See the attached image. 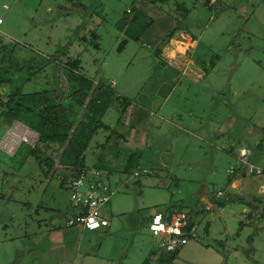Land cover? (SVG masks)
Returning <instances> with one entry per match:
<instances>
[{
	"label": "rangeland",
	"instance_id": "374dc122",
	"mask_svg": "<svg viewBox=\"0 0 264 264\" xmlns=\"http://www.w3.org/2000/svg\"><path fill=\"white\" fill-rule=\"evenodd\" d=\"M202 1L0 0V102H5L7 94L14 90L55 89L61 96L59 92L65 91L66 84L59 62L71 57L79 60L81 73L93 81L108 85L112 82L116 93L132 100L131 109H140L145 115L140 123L130 120L122 124L112 104L102 116V121L112 124L114 132L108 136L107 130H98L89 145H102L97 153L103 151L117 158L114 167L109 164L107 175L114 191L102 209L114 228L103 233L105 237L94 257H78L72 262L71 256L61 250L48 253L49 236L45 232L51 214H61L60 229L70 227L64 225L69 190L60 185L68 168L58 166L49 177L39 171L32 157L25 158V144L32 146L37 133L21 121L6 125L0 104V264H143L150 251H157L146 228L149 214L158 210L186 211L189 202L195 200L192 193L202 184L207 192L223 189L229 175L226 169L238 166L233 155L218 152V156L203 140L178 131L175 140L169 142L168 136L159 145L157 137L158 147L152 146L155 135L151 136L156 129L148 124L147 111L139 105L140 98L151 97V108L161 105L162 110L172 109L182 125L190 121L189 110L201 111L206 83L202 77L196 81L189 77L186 68L180 69L177 84L163 99L161 83L166 80L156 51L162 49V44L171 55L183 50L185 35L180 32V36L177 31L181 26L196 38V47L190 48L192 61L207 71L214 66L207 79L212 77L219 84H226L229 79L231 83L235 79L239 82L237 94L227 101L229 108L237 100L240 108H248L257 94L264 95V0H209L208 4ZM179 2L188 9L184 19L174 10ZM240 5L246 7L247 18ZM136 10L145 15L144 28L138 34L135 29L126 33L118 22ZM174 27L176 37L170 43L164 42L165 34ZM209 62L212 67H208ZM201 120L196 127L204 134ZM130 125L135 126L138 135L143 131L147 137L144 159L156 156L157 150L168 144L171 156L166 166L133 161L128 172L120 170L129 151L117 132L121 135ZM94 161L87 153L85 165L90 167ZM145 166H150V170L144 171ZM135 169H139V174L133 176ZM230 197L222 212L211 210L194 217L200 239L189 240L176 250L170 264H264V219L259 216L262 207H258L261 204L256 203L254 209L236 195ZM203 203L198 201L197 206L202 208ZM244 206L248 212L253 210L254 217L250 212L242 216ZM107 207H117V211L109 212ZM206 223L205 234L201 228ZM71 238L75 240L70 235L64 237L66 247L71 246L66 243ZM114 250H119L118 261L109 260Z\"/></svg>",
	"mask_w": 264,
	"mask_h": 264
},
{
	"label": "crops",
	"instance_id": "0c3cea01",
	"mask_svg": "<svg viewBox=\"0 0 264 264\" xmlns=\"http://www.w3.org/2000/svg\"><path fill=\"white\" fill-rule=\"evenodd\" d=\"M208 3L209 0L207 1V4ZM240 7L242 15H246L247 18L246 7L244 5H240ZM1 23L2 21H0V24ZM184 29L185 28L181 26V28L177 30L179 33L182 32L185 35V42H183V45H185L183 50H177L171 55L169 51H164L165 49L163 48L162 44V49L158 53L160 62H162V76L166 80H164V83H161V88L164 90L162 93L165 94V96L163 95V99L165 100L167 98L173 86L177 84V80L179 79L182 72L180 69L184 68L188 69V72L191 74L189 77L195 79V81L198 78H203L204 83H206L207 91H204L206 97L204 98L205 100L203 102L201 111L197 113V111L194 109L189 110L188 118H190V121L188 124L182 125L179 124L182 120L175 111L172 109L162 110L160 108L161 105L154 110L151 108L152 106H150V104L153 102V98L142 95L143 97L140 98L139 104L140 108L147 111L146 114H148V124L153 126L154 130L156 129V133L151 136L153 137L155 135L154 141H152V146L158 147V143L159 145L162 143L160 140L165 138L167 139L168 136L170 137L169 142L175 140L174 134L176 131H178L191 136L192 138L203 140L212 150L216 151L215 154H218V152H225L229 155H233L234 159L238 162L237 167L229 166V168L226 169L229 175L223 186L224 190L217 189L222 190L223 196H226L227 198L222 204H217V201L222 200V196L215 197V191H204V185L202 184L198 190L192 193V196L195 198V200H191V202H189V207L186 208V212L189 210H201V208L197 206L198 201L204 202V206L202 207L204 211L201 213L209 212L211 210L222 212L225 202L230 200V195L232 194L236 195L237 199H242L246 205H249L248 207H253L254 209L256 207L255 204L259 202L261 205L258 207H262L261 215L259 214V216L263 217L264 219V95L257 94L255 96L256 98H254L255 102H250L251 106L248 108H240L238 106V100L236 101L235 105L231 103L232 106L229 108V106H227V101L228 99L231 100V98L237 94L239 82L237 79H235L233 81L234 83H231L232 81L229 79L226 80V84H219L217 82L219 80L213 79L212 77L207 79L214 66L209 62L208 67L209 65L213 67L211 70L207 71L204 66L201 69L199 64H196L194 61H192L190 48H195L197 42L196 38L188 34V32H186ZM174 33H176V31ZM174 33L172 37L167 40L168 43L172 41L173 37H176L174 36ZM182 33H180V36H182ZM203 65H205V63ZM179 84H181L180 81L178 82V85ZM245 100L248 101L247 99H244V102H246ZM239 101L241 102V99H239ZM131 103L132 100H130L129 105L119 118V120H122V124H128L130 120H132V123L134 124L140 123L142 117H145L144 113L141 112L140 109L136 108L132 110V106L130 105ZM199 118L202 119L201 121L204 124V134H201L196 127L198 124L197 121L200 120ZM105 124H108L111 128H113L111 123ZM171 124L173 126L169 127V129L168 126ZM134 127L135 126L130 125L128 130H124L122 128L124 133H121V135L120 132H117V137L119 139L122 138L128 144V151L133 153L132 161H137L138 164L143 162L144 164L154 163L158 166H166L167 163L170 162L171 156L168 144H165L164 147L159 148L157 150L156 156L150 157L152 156L150 155L148 157L149 159L145 157V160L142 157V154L144 147L147 146V137L145 134H143V131H141L138 135L136 130H134ZM113 132L114 131L112 130V133ZM157 137L159 138L158 143H156ZM232 144H234V146ZM113 145L115 144L113 143ZM101 146L102 145L99 146L93 143L91 146L89 145L87 153H90L94 157L95 161H98L99 163L100 158L103 157V162H108L114 167L115 163L113 161H115L117 158H114L103 151L100 153L96 152L97 149L100 150ZM240 149L245 150L244 159L249 164L262 169L261 174L249 172L245 165L239 161L238 151ZM125 157L123 159L124 163ZM123 162L120 164V170H123ZM181 162L183 163L182 160ZM187 164H190L189 161ZM142 169H144V171L145 169L149 171L150 166H145ZM101 170L105 171L106 175H108V171L106 169ZM135 170L137 172L136 175H138L139 169ZM111 189L114 191L112 187ZM103 208L105 207H102V209ZM107 208H109V212H111V209L117 211V207ZM65 211L66 212L64 216H67L69 214L68 207H66ZM249 212L251 216L254 215L251 208L249 209ZM249 212L246 209V206H244L242 210V216L246 217L247 213L249 214ZM104 216L106 217V215ZM149 216L150 214L146 217V221L148 220ZM60 217L61 214L57 217L52 216V214L49 215V219L45 227V232H47L49 236L46 250L48 253L61 250L62 254L65 255L66 253L67 255L71 256L72 262L78 257L81 259H90L94 257L101 247L102 239L105 237L103 233L106 232L110 227L114 228V223H108L107 219V225L96 230H86L80 226H70L69 228L60 229V226L58 225ZM207 230L208 224H203L201 231L206 234ZM67 235L73 236L75 238L73 241L72 238L67 240V244L68 242L71 243L70 247H66L65 242L63 241L64 237ZM118 253L119 250H114V254L110 256L109 260L118 261ZM160 256H162V253H159L158 251H150L148 253L147 264H152L151 260L158 264ZM105 259H107L106 256Z\"/></svg>",
	"mask_w": 264,
	"mask_h": 264
},
{
	"label": "trees",
	"instance_id": "16d2710c",
	"mask_svg": "<svg viewBox=\"0 0 264 264\" xmlns=\"http://www.w3.org/2000/svg\"><path fill=\"white\" fill-rule=\"evenodd\" d=\"M166 2L167 0H155ZM208 0H203L207 4ZM174 10L180 12L184 19L187 8L181 2L176 3ZM126 12V11H125ZM145 15L142 11L136 10L130 17H123L119 22L121 29L127 33L130 29H135L136 34L139 29L144 28ZM178 27V26H177ZM176 27L165 34L164 42L172 37ZM95 38V34H93ZM158 54L159 51L157 50ZM65 78V91H60L62 95H57L55 89H41L29 92L14 90L7 94V100L0 102L4 107L1 111L3 122L8 125L11 121H21L29 129L37 133V139L32 146L26 145L23 156L32 157L37 168L45 176H53L58 166L68 168L67 176L61 178L60 185H63L65 177L76 175L80 169L89 168L84 160L89 143L98 130H107L108 136L112 134V128L102 121V116L106 113L110 105L115 104L117 110V120L130 103V99L117 94L110 85L100 81H93L80 72V64L77 58L66 57L59 62ZM60 96V97H59ZM47 103V104H45ZM37 107L32 110L30 105ZM132 152L127 153L123 171L133 167ZM103 157L93 162L90 167L106 169L108 172L111 166L108 162H103ZM45 166V169H43ZM217 204H222L226 196ZM217 200V199H216ZM201 210H189V219L193 221ZM162 253V252H160ZM176 251L164 253L160 256L159 264H170ZM143 264L148 263L146 258Z\"/></svg>",
	"mask_w": 264,
	"mask_h": 264
},
{
	"label": "built area",
	"instance_id": "2783aa9c",
	"mask_svg": "<svg viewBox=\"0 0 264 264\" xmlns=\"http://www.w3.org/2000/svg\"><path fill=\"white\" fill-rule=\"evenodd\" d=\"M244 154V149L238 151L239 161L249 172L261 174L262 169L249 164ZM132 174L136 175V170ZM62 184L69 190V214L64 219L65 226L96 230L107 225L102 207L107 204L113 190L105 171L95 167L83 168L76 175L65 177ZM214 196H223V191L216 190ZM146 228L159 253H171L189 240L200 239L197 222L195 219L191 221L188 212L183 210L154 211L148 217Z\"/></svg>",
	"mask_w": 264,
	"mask_h": 264
},
{
	"label": "bare ground",
	"instance_id": "6f19581e",
	"mask_svg": "<svg viewBox=\"0 0 264 264\" xmlns=\"http://www.w3.org/2000/svg\"><path fill=\"white\" fill-rule=\"evenodd\" d=\"M7 134H9V133H7ZM8 136V135H7ZM7 138V137H6ZM8 139H10V138H8Z\"/></svg>",
	"mask_w": 264,
	"mask_h": 264
}]
</instances>
